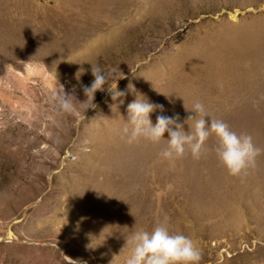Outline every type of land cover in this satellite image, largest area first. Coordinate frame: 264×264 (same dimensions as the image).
I'll return each mask as SVG.
<instances>
[{"label": "rangeland", "instance_id": "obj_1", "mask_svg": "<svg viewBox=\"0 0 264 264\" xmlns=\"http://www.w3.org/2000/svg\"><path fill=\"white\" fill-rule=\"evenodd\" d=\"M91 66L162 104L153 124L200 101L264 149V0H0V264H124L131 233L160 224L200 264H264V153L232 177L214 137L198 161L129 145L131 92L59 113L58 83L82 102Z\"/></svg>", "mask_w": 264, "mask_h": 264}, {"label": "clouds", "instance_id": "obj_2", "mask_svg": "<svg viewBox=\"0 0 264 264\" xmlns=\"http://www.w3.org/2000/svg\"><path fill=\"white\" fill-rule=\"evenodd\" d=\"M78 72L80 77L84 69L81 68ZM91 75L94 79L90 85H80L85 97L82 102L76 98L75 86L66 92L64 86L58 83L52 98L59 113L72 114L78 110L77 105H81L83 113L80 119L83 120L86 110L97 107L94 103L97 92L106 91L113 101L131 92L136 98L127 105V120L123 119L124 126L121 129V138L129 145L141 139L153 144L166 141V146L160 152L163 159L175 161L190 153L198 161L207 155L209 149L206 143L210 137H214L217 143L213 151L227 174L232 177L248 175L257 166L258 157L264 153V149L254 143L251 134L238 133L224 120L209 118L200 101H195L191 109L185 108L194 115L188 116L183 122L178 114L171 117L160 114L153 124L150 114L163 113L165 109L162 104L151 102L136 92L131 83L127 86V92L118 91L116 81L114 85H110L115 77L114 71L105 72L99 66H91ZM169 95L165 97L168 98ZM253 106L258 104L254 102ZM189 121L193 123L189 125ZM185 124L188 125V131H185ZM165 133L167 139L164 138ZM125 244L130 245L131 249L124 264H200L202 260V252L193 239L182 233L170 232L164 224L155 226L152 231L132 232Z\"/></svg>", "mask_w": 264, "mask_h": 264}, {"label": "bare ground", "instance_id": "obj_3", "mask_svg": "<svg viewBox=\"0 0 264 264\" xmlns=\"http://www.w3.org/2000/svg\"><path fill=\"white\" fill-rule=\"evenodd\" d=\"M238 12L237 11H235V12H233L232 14H231V18L234 20V19H236L238 16ZM237 20V19H236Z\"/></svg>", "mask_w": 264, "mask_h": 264}]
</instances>
